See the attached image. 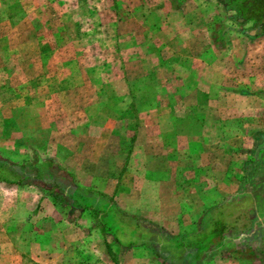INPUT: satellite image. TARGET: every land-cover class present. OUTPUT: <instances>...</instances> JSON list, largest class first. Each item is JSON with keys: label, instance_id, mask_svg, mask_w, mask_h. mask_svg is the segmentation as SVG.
I'll use <instances>...</instances> for the list:
<instances>
[{"label": "rangeland", "instance_id": "374dc122", "mask_svg": "<svg viewBox=\"0 0 264 264\" xmlns=\"http://www.w3.org/2000/svg\"><path fill=\"white\" fill-rule=\"evenodd\" d=\"M251 33L260 30L253 22L238 24L235 13L227 12L217 0H0V154L15 162L51 158L71 173L73 161L100 182L104 174L117 171L111 153H105L108 140L114 139L110 130L122 127V114L128 118L126 127L143 130L141 144H153L155 128L189 129L195 135L203 128L208 132L220 128L221 151L231 153H222L215 166L206 163L205 183L199 189L206 194L220 191L222 198L234 196L225 210L232 214L230 219L239 220L233 231L237 243L225 247L222 256L243 259L249 248L246 243L264 248V230L259 231L264 219L256 233L242 236L244 212L250 204L247 196L256 204L264 197L262 122L232 119L230 114L235 111L239 116L244 106L235 109L228 97L221 104V114L228 120L217 121L219 108L212 104L214 91L208 86L216 78L227 83L232 65L241 71L259 63L260 54L247 57L257 46L244 38ZM231 49L235 53L229 57ZM218 63L220 70L219 65L214 69ZM243 76L239 72L234 78ZM167 114H175L174 119ZM200 139L191 141L190 152L216 148L215 142ZM52 173L54 181L64 182L62 174ZM130 178L125 180L131 187ZM12 188L22 199L19 204L13 200L11 206L30 215L34 210L59 208L36 186ZM191 190L184 194L191 197ZM131 197L139 198V193ZM63 211L64 220L56 211L29 219L32 225L45 226L41 230L47 231L45 238L56 221L69 225L68 209ZM88 220L86 215L77 224H89ZM127 221L135 222L130 217ZM146 239L151 245L157 242L154 236ZM153 245L140 251L135 264L185 263L173 244L165 251L173 261L158 255L159 248ZM115 257L109 251L110 264H115Z\"/></svg>", "mask_w": 264, "mask_h": 264}, {"label": "crops", "instance_id": "0c3cea01", "mask_svg": "<svg viewBox=\"0 0 264 264\" xmlns=\"http://www.w3.org/2000/svg\"><path fill=\"white\" fill-rule=\"evenodd\" d=\"M244 38L249 39L248 43L257 45L247 54V57L251 53L255 56L260 54V59L256 60L259 63L255 66L245 65V70H241L242 72L232 65L229 67L232 75L227 83L216 78L212 82L213 86L208 87L213 88L214 91L212 104H217L216 108H219L217 121L228 120L226 117L229 116L221 114V104L226 102L224 97H228L229 105H234L235 109L241 105L244 106L239 116L234 111L230 117L234 120L243 117L244 121L260 119L262 122L260 136L264 138V33H251L249 36L245 35ZM232 53H235L233 49L229 57ZM218 65V70H220V63L216 64L214 69H217ZM239 72L244 74V79L234 78ZM132 115V119H135V114ZM174 116L175 114H167L171 121ZM119 118L122 127L114 129L115 131L110 130V136L114 139L110 143L108 140L105 153L106 155L111 153L109 158L115 162L116 173L104 174L101 181L96 182L90 173H84L85 169H78L72 161V175L76 185L100 191L99 193L113 199L120 212L128 218L140 224L141 221L147 222L145 226L148 228L162 231L173 238H187L190 242H194V234L198 235L203 232L206 215L211 219L209 222L223 217L229 220V223H233V220L229 218L232 214L226 213L225 209L231 207L234 196L222 198L220 191L206 194L204 189L201 187L199 189V185L205 183L204 173L208 166L206 163L212 162V166H215L213 163L220 160L222 153H231L221 151V137L224 132L220 128L215 127L212 132L203 128L199 135H195L196 133L189 129L175 131L165 129L163 132L155 128L152 131L153 144L146 141L143 142L145 144H141L139 136L143 130L134 127L135 125L131 127L130 124L126 127L124 122L125 119L128 121V118L125 114ZM198 138L202 141L206 139V141L215 142L216 148L210 152L208 150L190 152L193 148L191 141ZM109 145L111 150H109ZM104 152L102 147V153ZM233 155L235 156V153ZM188 160L192 161L191 165L187 164ZM230 160L233 158L230 157ZM189 170L191 171L188 175L186 172ZM88 174L91 176L86 181L82 180L83 183H81L80 178L87 177ZM126 176L132 178H130L131 187L125 180ZM185 189H192L191 197L184 194ZM133 192L139 193V198L131 197ZM18 193V189L0 182V264H110L109 251L116 255L115 264H135L138 261L137 257L142 254L140 251L145 250V247L141 246L122 248L112 240L110 242L109 236L97 226L96 220L88 214L91 211L88 210L75 213L74 221H66L69 225L61 226L58 223L60 220L56 221L57 226L48 232L45 239L43 236L47 231H41L45 226L32 225V219L29 218L31 216L49 217L50 212L55 211L60 217L62 216L63 220L66 216L59 208L40 212L34 210L31 215L28 214L29 211L21 207L14 208V204L11 206L12 201L15 200L19 204L22 199ZM46 199L52 201L50 197ZM263 199L264 197L260 201ZM254 212L259 220L256 225H251L250 219ZM244 213L247 215L248 229H245L246 233L242 236L246 237L248 234L252 236L258 230H254L256 226L261 225L264 219V205L261 210L254 209L253 211V204L250 203ZM86 215L90 217L89 224H77V221L85 218ZM94 217L96 218L95 215ZM141 225L144 226V224ZM261 226L259 231L264 230V225ZM95 234L96 242L93 240ZM226 234L224 239L211 246L206 252L204 251L199 258H190L191 261L188 264H264L263 246H252L253 243H246L249 248L243 259L228 260L223 257L224 248L236 247L237 243L232 229L227 230ZM258 254L262 256L257 257Z\"/></svg>", "mask_w": 264, "mask_h": 264}, {"label": "trees", "instance_id": "16d2710c", "mask_svg": "<svg viewBox=\"0 0 264 264\" xmlns=\"http://www.w3.org/2000/svg\"><path fill=\"white\" fill-rule=\"evenodd\" d=\"M217 1L227 12L235 13L238 24L244 25L253 22L259 28L260 33H264V0ZM52 172L62 174L64 182L54 181ZM38 181L47 186H40ZM0 182L16 187L36 186L46 191L62 212L68 209L67 216L70 222L74 221L75 213L78 211H91L96 216L97 226L101 227L115 244L122 248L136 246L150 248L155 244L159 248L158 255L163 256L166 260L170 259V261H173L172 256L170 253H165L170 244H173V247L178 251V257L186 262L192 257L199 258L204 251L206 252L211 246L224 239L227 230L235 231L236 227L238 228L236 226L239 222L238 219L229 223L225 218L219 217L214 222H209L211 219L206 215L203 232L198 235L194 234L195 241L190 242L187 238L169 237L164 232L143 226L137 221L129 224L128 217L120 212L113 199L103 193L76 185L72 173L66 168L60 167L51 158L37 157L35 162H15L3 158L0 154ZM247 198L253 204V211L262 209L264 199L256 204V200L252 196H247ZM250 220L252 221L251 225H256L259 217L255 216L254 212ZM210 225H212L211 228H209ZM243 227L244 231L247 230V223H244ZM150 236H154L157 242L152 241V245L147 242L146 238Z\"/></svg>", "mask_w": 264, "mask_h": 264}]
</instances>
